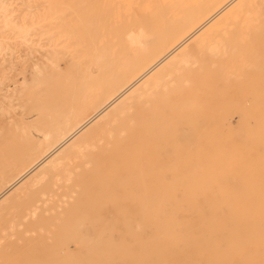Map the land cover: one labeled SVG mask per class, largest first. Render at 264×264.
I'll return each instance as SVG.
<instances>
[{
	"label": "bare ground",
	"instance_id": "1",
	"mask_svg": "<svg viewBox=\"0 0 264 264\" xmlns=\"http://www.w3.org/2000/svg\"><path fill=\"white\" fill-rule=\"evenodd\" d=\"M73 1L46 0L30 17L47 21L43 34L60 46L32 61L31 81L0 74V264H26L46 237V264H143L173 251L189 189L264 186L252 160L223 141L231 113L264 132V0ZM6 2L3 26L26 43L39 26L12 25ZM33 2L23 4L34 14ZM15 49L0 39L4 71ZM178 188L187 189L180 199ZM151 221L165 241L145 249Z\"/></svg>",
	"mask_w": 264,
	"mask_h": 264
},
{
	"label": "rangeland",
	"instance_id": "2",
	"mask_svg": "<svg viewBox=\"0 0 264 264\" xmlns=\"http://www.w3.org/2000/svg\"><path fill=\"white\" fill-rule=\"evenodd\" d=\"M23 1L26 0H5L8 10L7 16L11 19L13 17L11 22L12 25L28 24L29 26H39V28L30 30L26 43H20L19 41L14 43V31L3 26V18L0 13V39L3 38L11 47L16 48V52L12 58L14 68L12 70L5 69L4 71L5 66H7V61L0 59V74L7 72L9 78L12 80L17 78L18 82L22 80V75L19 77L18 73H25L27 79L31 81L32 61L42 60V55L51 50V47L57 48V51L60 50V46H50L51 39L48 38L46 34H43V30L48 24L47 21H39L37 23L30 21V17L34 19L38 16L39 18L42 12L45 11L43 8L47 5L42 3L46 0H34L33 3L37 4L39 7L35 10L34 14L27 11ZM58 1L61 2L64 0H57V2ZM79 1L80 0H74L71 4L74 5ZM100 1L102 2L100 5L104 6L109 0ZM99 6L96 4L95 8L97 9ZM109 15L113 16V11H110ZM74 17L72 23L77 22L76 16ZM17 42L19 43L17 44ZM54 42L57 43L58 39H54ZM238 114L239 113H231L228 115L229 123L234 132L233 137H224L223 141L227 145H234L235 149L246 154L247 158L252 160L254 164V173L257 177V184L264 185V143L262 142L264 132L260 130L259 120L245 123L241 119L240 114ZM250 139L253 140L251 141ZM248 140L251 141V146L247 144ZM206 146L208 148L212 146V141L210 139L206 141ZM169 148L170 147H167V150H169ZM240 165L241 162L238 161L236 168L240 169ZM230 184L234 185L236 181L231 178ZM189 190L194 191L196 196L194 198H186L185 200L182 199L185 202L191 201V203L179 205L181 208L176 212V219L178 218L180 222L179 226L177 225L176 227L181 235L179 239L174 240V243H169V245L174 244L173 251L166 253L156 252V250L152 251L148 256H143V264H160L161 258H163L161 261L163 264H264V186L256 185L252 188H194ZM185 191H187L186 188L176 189L177 199H180V193ZM214 192L224 193V195L220 197L222 203L217 206H213L210 203L212 201L210 200L211 194ZM234 193L236 195L238 193L239 196L237 198H232L234 197L232 196ZM244 194L252 196V202L249 205L245 204L248 200L245 201V198L242 197ZM192 201H194V203ZM228 203L235 205V212L237 213L231 211L232 208ZM163 207L174 210L171 205H164ZM213 211L221 218V220L217 219V221H215V225L212 221L201 217L202 215L209 216V213H213ZM150 223L152 226L149 228V225H151ZM147 224L148 226H144L141 231L139 239L141 242L143 241L142 245L145 249L153 245L157 246L165 241L164 238L155 233L154 221L148 222ZM88 225L89 224H87L85 228H91L92 225ZM226 229H232L236 237L229 238L223 236ZM186 233H190V235L188 234L189 236L187 235V237L182 235ZM192 233L193 235H191ZM195 233H197V235H195ZM201 233H203V236ZM113 236L114 240L118 241L121 239L116 233H114ZM125 239L129 245H134V248H136L135 246H137V243L135 242V238L128 235ZM49 242H51L49 237L41 239L38 246L30 251L31 254L30 252L28 253L29 260L26 264H46L45 257L47 256V251L53 250V247L49 246ZM129 256H131V254ZM112 262L113 264H132L131 258L125 261L113 260ZM93 264H95V262H93Z\"/></svg>",
	"mask_w": 264,
	"mask_h": 264
}]
</instances>
